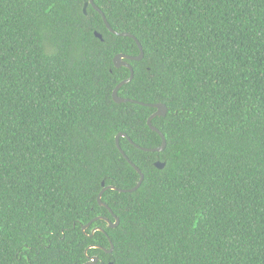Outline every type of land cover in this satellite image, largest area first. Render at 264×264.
I'll return each instance as SVG.
<instances>
[{"label":"trees","instance_id":"1","mask_svg":"<svg viewBox=\"0 0 264 264\" xmlns=\"http://www.w3.org/2000/svg\"><path fill=\"white\" fill-rule=\"evenodd\" d=\"M92 1L142 46L118 95L166 106L165 148L112 99L134 39L89 0H0V264H264V0ZM120 132L144 178L111 214L140 177Z\"/></svg>","mask_w":264,"mask_h":264},{"label":"water","instance_id":"2","mask_svg":"<svg viewBox=\"0 0 264 264\" xmlns=\"http://www.w3.org/2000/svg\"><path fill=\"white\" fill-rule=\"evenodd\" d=\"M89 2H90V4L93 6V8L101 14V16H102V18H103V20H104V23H105L106 27L109 29V31H111L112 33H114V34H116V35L130 37V38L134 39L135 43L137 44V47H138V49H139V55H138V56H129V55H124V54H121V53H120V54H117V55L114 57V59H113L114 66H115L116 68H119V67H126V68L129 69V71H130V76H129L127 79L122 80L120 83H118V84L115 86V88L113 89V92H112V99H113V101L116 102V103H126V102H129V103H135V104H139V105H143V106H147V107H151V108H154V109H155L154 113H152V114L148 117V119H147V125L149 126V128H150L151 130H153L154 132L158 133V135L161 137V140H162V141H161V145L158 146V147H156V148H142V147H140V146H138V145H135V146H136L137 148H139V149L145 151V152H161V151H163V149L165 148L166 140H165L164 135H163V134H162V133H161L156 127H154V126L152 125L151 122H152V119L155 118V117L165 116V115H166V112H167V108H166V106H165L164 104H162V103H153V104L143 103V102H140V101H137V100H132V99L122 98V97H120V96L118 95V90L120 89V87H122L124 84H127V83L133 78V69H132L131 65H130L127 61H138V60H141V59L143 58V49H142V46H141V44L138 42V40H137L133 35H131L130 33H126V32H122V33H120V32H116V31H114V30L109 26V24H108V22H107L105 16L103 15L102 11H101V10H100V9L94 4V3H93L92 0H89ZM85 8H86V5H85L84 8H83V12H84V13H86ZM95 35H96L98 38L102 39V37H101L100 34H98V33L95 32ZM120 137H124V138H126V139L129 140L131 143H133V142H132V140L127 136L126 133H122V132H120V133H118V134L116 135V137H115V143H116V147H117V149H118L119 152L122 154V156L127 160V162H128V163H129V164H130V165L136 170V172L139 174L140 177H139V180H138L137 184H136L134 187L130 188V189H118V188H116L115 186H112V185L104 186V187L102 188V190L99 192V194H98V196H97V201H98L99 205L104 206L105 208H107L108 211H109L111 214H112L111 209H110L105 203H103V202L101 201L102 194H103L106 190H108V189L118 190V191H120V192H133V191H135V190L140 186V184L142 183L143 178H144V175L142 174V172L140 171V169H139L134 163H132V162L129 160V158L127 157V155H126V154L124 153V151L121 149L120 144H119V138H120ZM154 166L157 167V168H159V169H161V168H163V167L165 166V163H164V162H160V161H156V162H154ZM102 185H104V183H102ZM104 219H105V218H104ZM94 220H95V219H94ZM105 220L109 223V227H110V228L115 227V226L118 224V222H119L118 218H116V217H115V223H113V224H110V222H109L107 219H105ZM90 223H91V222H90ZM90 223H89V224H90ZM89 224H88V225H89ZM88 225L83 226V227H82V231H85V229L87 228ZM97 230L103 232V230L100 229V228H94V229L92 230L90 236H92L93 233H94L95 231H97ZM109 241H110V240H109ZM110 243H111V242H110ZM102 249L104 250V248H102ZM112 249H113V246H112V243H111V248H110L109 250H104V251H106L107 253L110 254V253L112 252ZM84 264H104V263H103L102 261H99V259H98L97 256H92V257H89V256H88V257H87V261H86ZM108 264H112V263L109 262Z\"/></svg>","mask_w":264,"mask_h":264}]
</instances>
